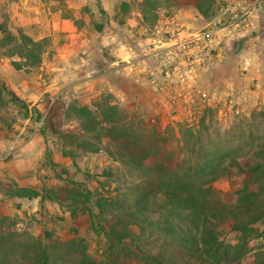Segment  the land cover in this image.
Listing matches in <instances>:
<instances>
[{
    "label": "rangeland",
    "instance_id": "obj_1",
    "mask_svg": "<svg viewBox=\"0 0 264 264\" xmlns=\"http://www.w3.org/2000/svg\"><path fill=\"white\" fill-rule=\"evenodd\" d=\"M213 1L214 12L208 18L192 6L179 9L163 2L156 10L158 19L153 26L140 13L142 0H0V24L5 22L8 31L15 36L25 34L34 41L47 40L39 66L16 70L12 62L20 59L0 54V84L29 108L26 117L25 111L5 96L6 102L0 105V154L12 141L24 144L40 136L45 153L33 170L40 185L36 190H53L56 198L67 196L61 191L65 188L79 195L92 193L93 202L86 205L96 215L86 212L81 198H75L77 205L73 199L67 202L77 210L75 218L64 201L66 206L60 207L50 201L43 203L41 198H10L16 186L35 188L20 186L0 163V217L8 219L2 232L17 233L7 245L18 247L32 238L53 251L75 241L86 246L87 253L101 264H146L131 243L112 246L113 241L93 226L103 223L94 201L99 197L123 198L132 207L137 195L129 187L139 181L120 161L118 142L104 136L100 152H83L79 146L84 142L83 133L69 111L72 106L94 108L102 101L117 106L123 116L122 124L117 125L119 130L125 126L141 135L146 149L152 145L156 148L154 155L155 150H150L148 163H160L162 174L165 169L185 173L195 166L204 148L210 152L220 141L221 150L245 147L244 153L251 144L256 148L264 143V3L253 12L249 32L245 28L214 52L209 71L196 81L199 91L183 87L159 91L151 83L152 79L170 83L161 55L153 54V37L169 36L174 28L199 34L234 17L228 6L235 0ZM124 3L129 4V13L123 11ZM249 38L256 40L245 42ZM200 90L209 96L208 102L198 97ZM171 95L178 97L175 104L170 101ZM34 108L42 115L40 121L32 113ZM203 118L205 130L201 128ZM48 120L53 127H46ZM85 141L91 142L89 138ZM140 150L141 146L135 145L133 152L139 156ZM67 151L78 156L75 164L63 156ZM228 161L225 165L229 166ZM244 184L245 177L231 168V175L204 186L208 199L205 215L226 244L237 243L235 223L256 222L255 227L264 233V176L249 185V191L260 195L258 199L240 201ZM162 217V212L150 211L138 219L150 225ZM130 234L137 238L139 233L130 228ZM249 246L252 253L264 251V236ZM76 257L67 256V263L73 264ZM13 258V264H32L28 253ZM253 260L249 255L241 264H253Z\"/></svg>",
    "mask_w": 264,
    "mask_h": 264
},
{
    "label": "trees",
    "instance_id": "obj_2",
    "mask_svg": "<svg viewBox=\"0 0 264 264\" xmlns=\"http://www.w3.org/2000/svg\"><path fill=\"white\" fill-rule=\"evenodd\" d=\"M163 2L175 4L179 9L192 6L204 18H208L214 12L213 0H142L139 4L140 13L146 23L149 22L153 26L156 24L158 19L156 10ZM122 9L129 13V4L124 3ZM6 26L5 22L0 24V32L3 34L0 39V54H6L10 58L18 57L20 61L12 62L16 70L41 65L47 40L34 41L22 33L15 36ZM102 29V25H99L98 31L101 32ZM5 96H9L14 105L20 106L21 110L25 111L26 117L29 116L26 103L13 91L0 84L1 106L6 102ZM93 107L72 106L69 110L78 120L80 131L83 133L84 142L79 145L80 148L85 153L96 154L102 150L104 136L118 142L121 145L120 161L126 165L129 175L135 176L139 181L129 187L132 193L137 195L132 207L123 198L109 200L99 197L93 203L99 214L103 216V223L100 225L93 223V226L113 241L112 246L123 247L126 243H131L146 264H241L249 255L254 258L253 264H264V251L252 253L249 246L251 241L264 236V233L255 227L256 222L235 223L233 230L238 233L237 243L226 244L221 239V232L211 225L205 215L208 199L207 189L204 188L222 176L231 175V168H236L239 174L245 177V184L240 191V201L258 199L260 195L249 191V185L255 178L260 180L264 176V143L258 144L256 148L251 144L249 151L244 153L245 147L235 151H231L230 148L221 150L222 141H220L210 152L205 151L204 148V152L198 154L199 160L195 166L190 167L185 173L180 174L179 171L165 169V173L162 174L160 163H148L152 156L150 150H155L152 152L154 155L156 148L152 145L150 149H146L141 143V135L133 131L129 132L125 126L119 130L118 126L122 124L123 116L117 106L108 105L102 101ZM32 113L37 115L40 121L42 117L40 111L34 108ZM51 122V120L45 121L46 127H53ZM204 125L203 118L201 121L203 130L206 129ZM42 133L45 131L43 130ZM88 138L91 142L85 141ZM135 145L141 146L139 156L133 152ZM248 152L250 154H247ZM110 155L113 156L112 153ZM244 155L246 156L240 161L237 160ZM63 156L70 158L74 164L78 158L71 151L64 152ZM227 159L230 161L229 166L225 165ZM62 172L68 174L64 169ZM61 191H64L67 196L56 198L53 190L38 191L30 187L16 186L9 197L41 198L43 203L50 201L58 203L60 207L66 206L62 201L67 204L72 199L77 205L79 201L75 198H81L80 204L86 212H90L93 217L96 216L93 208L86 205L93 202L92 193L79 195L70 188ZM66 207L72 218H75L77 210L68 204ZM150 211H160L163 217L150 225L147 220L138 219L139 216L148 214ZM7 220V217H0V264H13L14 256H24L27 253L32 256V264H69L67 256L72 257L74 254L77 255V260L73 264H101L87 253L86 246L76 245L75 241L51 251L50 247L47 248L41 242L31 238L27 241L28 243H21V246L12 248L14 244L11 247L7 244L12 238H16L17 233L6 235L2 232V227ZM130 228H136L139 233L137 238L131 236ZM81 242L83 241H79L80 244ZM6 245L10 248L7 249ZM147 245L155 248L147 250L145 249ZM30 247L33 248L31 251Z\"/></svg>",
    "mask_w": 264,
    "mask_h": 264
},
{
    "label": "built area",
    "instance_id": "obj_3",
    "mask_svg": "<svg viewBox=\"0 0 264 264\" xmlns=\"http://www.w3.org/2000/svg\"><path fill=\"white\" fill-rule=\"evenodd\" d=\"M262 3L264 0H235L228 6V11L234 15L231 20L220 21L219 24L199 34L174 28L169 36L153 37L152 46L155 48L153 54L161 55L165 63L166 76L170 77V83L166 81L165 84L152 79L154 88L168 92L179 87L199 91L196 89V81L204 72L209 71L214 52L233 41L246 27L253 24L251 21L253 11ZM185 84L186 86H183ZM198 97L203 103L209 101V96L201 90ZM177 99L176 95L170 97L173 104Z\"/></svg>",
    "mask_w": 264,
    "mask_h": 264
},
{
    "label": "crops",
    "instance_id": "obj_4",
    "mask_svg": "<svg viewBox=\"0 0 264 264\" xmlns=\"http://www.w3.org/2000/svg\"><path fill=\"white\" fill-rule=\"evenodd\" d=\"M255 11L256 10L253 12ZM248 27H246L245 31L250 29ZM253 40H256V38H249L245 42L251 43ZM247 63L248 62H246V64ZM5 150V152L0 154V163L3 168L12 175L20 186H31L35 189L39 188L40 185L37 183L38 181L33 170L35 169L37 162L43 158L45 153L43 139L40 136L35 135L24 144L17 143L15 145V142L12 141ZM56 163H60V161H56Z\"/></svg>",
    "mask_w": 264,
    "mask_h": 264
}]
</instances>
